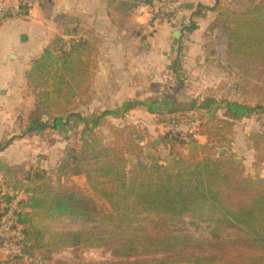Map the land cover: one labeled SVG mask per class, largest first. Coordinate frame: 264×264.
I'll return each mask as SVG.
<instances>
[{"label":"trees","instance_id":"trees-1","mask_svg":"<svg viewBox=\"0 0 264 264\" xmlns=\"http://www.w3.org/2000/svg\"><path fill=\"white\" fill-rule=\"evenodd\" d=\"M49 3L40 4L46 7ZM21 8L27 15L28 6L22 3ZM245 8L241 13L220 12L223 22L217 26L226 40L225 59L243 78L256 77L252 72L264 68V0H247ZM96 49L92 38L80 36L66 41L57 37L32 62L26 80L37 103L24 135L57 131L67 127L73 116L78 117L91 139H83L78 150L65 153L59 161L57 180L84 175L106 209L99 211L95 200L76 183L60 184L46 176L45 170L0 161L5 182L31 195L22 203L25 211L20 214L25 227L24 252L39 257L38 264H70L55 260L51 251L37 252L33 245L39 221L66 217L96 221L92 229L63 235L64 246L109 247L115 260L96 264H264V179L245 178L238 163L217 155L216 147L209 145L225 139L228 124L264 108L230 100L218 102L212 96L200 104H185L176 97L177 87H166L160 95L124 102L101 114L74 115L70 107L77 89L97 68ZM172 67L174 74L184 76L180 54ZM221 103L223 120L216 123V107ZM138 108L151 115L175 118L204 111L207 127L199 135L206 136L208 144H201L196 133L168 132L160 138L167 150L165 158L147 163L135 156L129 161L128 156L135 154L127 149L131 139L117 147L104 146L95 131L105 118L124 117ZM43 115L49 120H43ZM249 139L256 148L264 149V132L253 133ZM13 141L0 145V151ZM202 226L207 235L188 232L190 227L196 230ZM38 233L37 240L41 238Z\"/></svg>","mask_w":264,"mask_h":264},{"label":"crops","instance_id":"crops-1","mask_svg":"<svg viewBox=\"0 0 264 264\" xmlns=\"http://www.w3.org/2000/svg\"><path fill=\"white\" fill-rule=\"evenodd\" d=\"M24 1H9L12 12L0 26V145L14 138L0 151V161L10 166L48 162L61 147L48 137V149L36 152L31 146L35 133L24 135L28 114L37 103L26 73L55 38L94 39L98 67L89 85L101 97L93 99V108L97 103L122 105L160 95L174 75L172 65L179 52L186 55V64L194 66L207 56L210 20L215 16L200 11L216 2L190 0L176 23L156 24L140 8L147 0H53L46 7L33 2L27 15L21 8Z\"/></svg>","mask_w":264,"mask_h":264},{"label":"rangeland","instance_id":"rangeland-1","mask_svg":"<svg viewBox=\"0 0 264 264\" xmlns=\"http://www.w3.org/2000/svg\"><path fill=\"white\" fill-rule=\"evenodd\" d=\"M246 5L247 0H222L219 5L215 4L208 7L214 10L211 11L208 9L207 11L212 12L215 18L214 20H210L207 56L201 58L198 64L194 66L192 64H186V55H181L179 52L177 56L180 54L182 58V68H185V74L183 77H178L175 73L171 77L172 79L169 85L166 86L167 88L171 87L173 89L177 87L178 92L176 97L179 102L191 104L195 101L200 104L204 98L212 96L218 102L230 100L253 107L258 106L264 108V68L260 71L252 72L256 77H241L240 73L232 68L225 59L226 40L222 35L221 27H217L222 26L223 22V17L219 16L220 12L225 14L228 10H231V12L241 13L246 9ZM203 11L205 9L201 8L200 13ZM74 37L76 36H66L64 38L68 41ZM96 69L91 71L90 77L77 89L78 95L74 98V103L70 107L74 115L80 113L85 117H90L93 114H101L106 109H113L120 106V104L97 103V108H93L95 107L93 99L101 97L98 96V90L94 86L89 85L90 79L94 76ZM32 92L34 93V91ZM34 110L28 114V118L31 117ZM223 112L224 104L221 103L216 107V123L219 120H223ZM41 118L43 120H49V117L46 115L41 116ZM206 122L207 116L204 111L194 110L184 113L181 118H175L168 115H151L144 109L138 108L132 110L124 117L105 118L95 133L101 137L104 146L117 147L118 144L126 143V141L131 139L127 149L129 151L133 149L135 154L132 157L128 156L129 161H134L138 156V158H142L149 163L153 160L166 157L167 150L161 143L160 138L168 132H177L175 128L181 130L180 132L183 134L196 133V138L201 144H208L207 137L199 135L206 129ZM227 127L226 133L228 135L225 139L218 141L219 143L213 141L209 145L216 147L215 153L217 155L224 156L230 162L238 163L242 175L245 178H251L253 180L258 178L264 179V163H262L264 162L262 157L264 149L256 148L254 142L249 139L253 133L264 132V111L259 110L244 120L234 121L228 124ZM35 136V142H32L31 146L36 152H40L42 148L44 150L48 149V137H51V142L57 139L61 147H56L57 152H53V155L55 154L54 156L50 155L51 160L48 162H36L33 167L45 170L46 176H51L54 181L60 184L66 182L76 183L82 188L86 196L95 200L99 211L106 209V204L98 199L94 191L90 189L84 175L71 176L68 181L64 179L65 176H61V181L57 180L59 177L56 175V172L60 164L57 161L62 159L66 152L78 150L82 145L83 139H91L90 134L86 131L85 125L81 123L80 119L73 116L67 127L61 128L55 133H52L51 130L49 132L39 131L35 133ZM40 137L42 139L41 142L38 141ZM37 154L41 156L47 155V153ZM23 165L25 167H31L29 162ZM66 171L64 170L63 173ZM104 205L105 207H103ZM37 225L34 229V239L36 242L35 244L32 242L37 252L46 254L51 251L50 256L55 260H62L70 264H96L115 260L112 250L107 246H64L66 242L63 235L85 229H92L97 225L96 221H84L65 217L56 221H39ZM38 232L41 234L39 240L36 239L39 234ZM188 232L194 236L208 234L205 226L196 230L190 227ZM59 235L62 236L60 237ZM229 263L232 262L229 261Z\"/></svg>","mask_w":264,"mask_h":264},{"label":"built area","instance_id":"built-area-1","mask_svg":"<svg viewBox=\"0 0 264 264\" xmlns=\"http://www.w3.org/2000/svg\"><path fill=\"white\" fill-rule=\"evenodd\" d=\"M10 0H0V26L12 12ZM53 0H27L28 8L33 2L46 3ZM190 0H150L141 5V10L149 22L176 23L178 14L186 7ZM175 131L180 132L178 128ZM31 195L20 187L8 182H0V264H38L39 257L27 255L25 248L24 225L20 221V214L25 209L22 203L27 202ZM15 264V263H14Z\"/></svg>","mask_w":264,"mask_h":264},{"label":"water","instance_id":"water-1","mask_svg":"<svg viewBox=\"0 0 264 264\" xmlns=\"http://www.w3.org/2000/svg\"><path fill=\"white\" fill-rule=\"evenodd\" d=\"M189 8H192V6H189ZM179 36H180V32H179V31H177V33H176L175 37H176V38H179Z\"/></svg>","mask_w":264,"mask_h":264}]
</instances>
